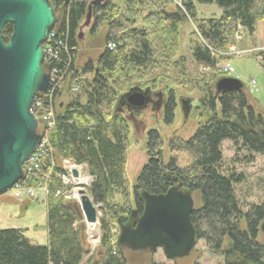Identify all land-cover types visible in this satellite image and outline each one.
Masks as SVG:
<instances>
[{
  "label": "trees",
  "instance_id": "1",
  "mask_svg": "<svg viewBox=\"0 0 264 264\" xmlns=\"http://www.w3.org/2000/svg\"><path fill=\"white\" fill-rule=\"evenodd\" d=\"M50 1L60 21L56 31L61 42L60 59L52 65L68 72L56 99L66 92L69 101L56 103L49 152L39 177L28 181L36 187L47 184L48 242L32 244L25 229H1L0 264H81L90 253L79 204L57 194L71 188L59 176L65 174V160L86 165L92 176L90 196L103 210L101 244L85 264H129L118 236L119 221H129L131 195L142 210L143 191L162 194L173 185L200 196L201 204L191 215L197 238L205 239L211 252L222 254L224 264H264V199L243 204L236 184L244 181V175L223 168L222 148V142L229 139L247 153H264V112L245 88L216 90L217 81L226 77L218 68L223 59L220 53L242 40L236 39L238 33L254 36L257 21L264 20V0H199L215 2L222 9L221 16L200 21L194 0H182V4L174 0H123L121 4L101 0L91 7L94 0ZM89 14L93 32L105 27L104 49L96 63L83 67L82 72L93 74L84 79L77 62L80 28ZM189 20L198 22L197 34L191 37L197 74L189 79L184 58L174 62L181 68L182 81L188 79L186 83H193L199 91L198 127L189 139L172 140L173 154L167 162L162 136L151 129L146 144L148 161L131 193L127 174L130 129L121 109L122 97L134 87L156 88L163 81L174 82L167 72L179 48L180 28ZM12 31V24L4 27L5 41ZM258 54L264 69V50ZM201 66L211 71L198 72ZM73 84L80 86L77 93L70 92ZM169 90L168 124L173 123L177 107L175 89ZM181 156L187 159L183 165Z\"/></svg>",
  "mask_w": 264,
  "mask_h": 264
},
{
  "label": "rangeland",
  "instance_id": "2",
  "mask_svg": "<svg viewBox=\"0 0 264 264\" xmlns=\"http://www.w3.org/2000/svg\"><path fill=\"white\" fill-rule=\"evenodd\" d=\"M174 1H177L178 4H182L185 0ZM118 3L121 4L122 0H119ZM194 4L197 10L198 21L201 19L219 17L222 14V9L215 2L203 3L199 0H194ZM92 22L93 19H91L90 23L87 25L85 24L86 20H84L80 28L82 38L80 39L77 63L78 68L81 70L82 78L84 79L91 78L93 74L91 72H82L83 67L89 62L96 63L104 49L105 27L103 26L99 31L93 32ZM197 23L193 20H189L188 22L183 23L180 28L181 36L179 48L176 55L172 58V64L167 72L175 83L172 81H163V83L158 84V86L154 88L155 91L161 90L165 95L167 94V88L173 87L175 89L178 104L175 110L173 123L168 124L165 121V109L159 110L155 107H149L139 111V113L134 112L133 114H129L130 112L126 109L123 111L128 119L130 129L127 174L131 193L139 172L148 161L146 144L147 135L151 129L158 130L162 136L164 161L167 162L171 157V154H173L170 147L172 140L174 138L187 140L194 134L198 127L199 114L196 112L195 108L199 104V91L194 87L193 83H186L188 79L182 81L180 75L181 68H178L174 62L177 60L182 61L184 58V65L189 79L197 74V66L193 62L191 53V37L195 35V33L197 34ZM255 28L256 32L254 36H250L246 33L241 36L242 40L235 44L236 53L222 55L223 52H221L220 55L223 56L222 60H224V62H230L232 64L236 70L235 76H239L238 79L243 82L244 88L247 90L251 98L256 100L259 111L264 112V69L260 65L261 56L258 54L259 51L264 50V20H258ZM198 70V72L201 73H209L211 71L210 69L205 70L202 66ZM253 79L256 81V89L251 87V81ZM182 99L188 102L182 103ZM61 101L65 103L69 101L66 92L61 97H57L56 103ZM187 104H190L191 108L188 107L187 109ZM222 148L224 153L223 168L226 171L233 170L236 173H242L244 175V181L236 184V193L239 199L245 206L263 200L264 153H247L235 146L229 139L222 142ZM186 160V157L183 159L181 156L180 164L183 165V162ZM83 166V175L80 178L89 177L90 179L83 187H78L80 189H85L89 193L88 188L92 182V176L89 174L86 165ZM79 188L78 192L80 190ZM16 193L17 190L12 189L8 193L0 196V230L4 228L25 229V234L32 244H45L48 239L47 209L45 203L47 196L46 192L37 189L34 197L29 196L26 193H21V195L18 196ZM79 196L81 197L80 194H72L70 199L76 201L79 206H81V199ZM193 196L196 200V205H200V196L197 193ZM117 198L123 202V196L118 195ZM131 198L132 206L134 208L135 203L133 201L135 200H133V194L131 195ZM98 216L97 240H95V237L89 233L88 224L83 216L82 222L84 223V233L86 235L90 253L81 264H85L90 255H92L93 252H96L101 244L102 207L98 209ZM261 238L264 239V234L261 235ZM125 253L129 264H152V262L164 264H224L225 261L222 254H215L210 251L203 238L197 239L196 244L189 255L175 259L168 258L162 249H158L156 252L152 253L150 251L144 252L126 248Z\"/></svg>",
  "mask_w": 264,
  "mask_h": 264
},
{
  "label": "water",
  "instance_id": "3",
  "mask_svg": "<svg viewBox=\"0 0 264 264\" xmlns=\"http://www.w3.org/2000/svg\"><path fill=\"white\" fill-rule=\"evenodd\" d=\"M98 1H92L90 7ZM90 20L89 14L85 24ZM59 23L50 0H0V196L23 179L26 161L41 144L40 122L31 109L35 96L49 84L44 44ZM7 24H12L13 31L5 41L2 32ZM243 89L236 77H223L216 83L218 92ZM151 92L150 87L131 88L122 103L142 111L152 100ZM73 175H79L76 169ZM79 193L86 223H97L102 206L85 189ZM141 198L143 209L135 202L129 221H119L118 244L123 249L152 253L162 249L171 259L189 255L198 239L191 220L196 206L193 194L173 185L162 194L143 191ZM261 229L264 232V222Z\"/></svg>",
  "mask_w": 264,
  "mask_h": 264
},
{
  "label": "built area",
  "instance_id": "4",
  "mask_svg": "<svg viewBox=\"0 0 264 264\" xmlns=\"http://www.w3.org/2000/svg\"><path fill=\"white\" fill-rule=\"evenodd\" d=\"M58 33L55 29H53L44 44V64L48 67L49 73V84L46 91L39 93L35 96L32 104L31 111L38 118L39 131L42 135V141L38 149L33 153L29 159L26 161L24 165V177L21 181L13 188L17 190V195L20 196L22 194H28L29 196H35L37 189L44 190L47 194V184L44 186L40 185L36 187L32 184H29V180L33 178H38L40 175V169L44 164L46 156L50 149V131L55 126V105H56V96L63 89L64 81L67 76V70H61L58 67H53L52 63L54 61H59V49H60V41L57 38ZM241 38V34L238 33L236 39L239 40ZM110 48H113L114 45L110 44ZM236 46L232 45L227 52H223L224 54H233L236 53ZM218 67L226 74V77H234L236 74L235 68L232 66L230 62H224L222 60L218 63ZM205 70H209V67H203ZM238 78L239 76H235ZM251 87L256 89V81L253 79L251 81ZM72 93H77L80 90V86L78 84H73L71 87ZM58 92V93H57ZM47 101V102H45ZM63 168L65 170V174H60L59 176L63 179L65 185L70 186L68 190L65 192L58 191L57 194H64L66 198L70 199L72 194L79 195L78 186H84L85 183H80V177L83 175V164H77L71 160H65L63 163ZM82 168V169H80ZM76 169L78 171V176L75 177L73 175V170ZM80 189V188H79ZM80 191V190H79ZM80 197V196H79Z\"/></svg>",
  "mask_w": 264,
  "mask_h": 264
},
{
  "label": "flooded vegetation",
  "instance_id": "5",
  "mask_svg": "<svg viewBox=\"0 0 264 264\" xmlns=\"http://www.w3.org/2000/svg\"><path fill=\"white\" fill-rule=\"evenodd\" d=\"M169 88H167V94L165 95L161 90L160 91H155L154 88H151L152 92L150 93L151 97H152V100L151 102L148 104L147 108L149 107H155V108H158L159 110L161 109H165L167 108L168 104L170 103V90L168 91ZM182 103H185V102H188V101H185L184 99L181 100ZM175 102H176V106L178 104V101H177V98L175 99ZM187 107H190L191 108V105L190 104H187L186 105ZM123 111L126 109L128 110L130 113L129 114H133L134 112L135 113H139V110H131L129 109V107L125 104V103H122V108H121ZM144 252H147V251H144Z\"/></svg>",
  "mask_w": 264,
  "mask_h": 264
},
{
  "label": "bare ground",
  "instance_id": "6",
  "mask_svg": "<svg viewBox=\"0 0 264 264\" xmlns=\"http://www.w3.org/2000/svg\"><path fill=\"white\" fill-rule=\"evenodd\" d=\"M89 177H82L80 178V183H88L89 181ZM88 230H89V233L91 235H93L95 237V240L98 239V224L97 223H94V224H90L88 223Z\"/></svg>",
  "mask_w": 264,
  "mask_h": 264
},
{
  "label": "crops",
  "instance_id": "7",
  "mask_svg": "<svg viewBox=\"0 0 264 264\" xmlns=\"http://www.w3.org/2000/svg\"><path fill=\"white\" fill-rule=\"evenodd\" d=\"M118 1H119V0H118ZM122 1H123V0H122ZM119 201H120V200H119ZM47 242H48V239H47ZM47 242H46V243H47ZM46 243H45V244H46Z\"/></svg>",
  "mask_w": 264,
  "mask_h": 264
}]
</instances>
